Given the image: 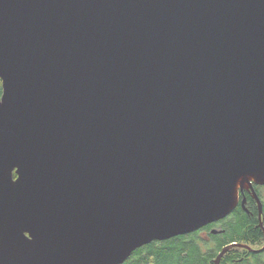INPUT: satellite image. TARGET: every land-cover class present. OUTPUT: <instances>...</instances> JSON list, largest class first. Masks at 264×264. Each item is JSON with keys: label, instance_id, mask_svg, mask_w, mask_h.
Here are the masks:
<instances>
[{"label": "water", "instance_id": "obj_1", "mask_svg": "<svg viewBox=\"0 0 264 264\" xmlns=\"http://www.w3.org/2000/svg\"><path fill=\"white\" fill-rule=\"evenodd\" d=\"M254 185L264 0H0V264H124L244 191L264 236Z\"/></svg>", "mask_w": 264, "mask_h": 264}, {"label": "trees", "instance_id": "obj_2", "mask_svg": "<svg viewBox=\"0 0 264 264\" xmlns=\"http://www.w3.org/2000/svg\"><path fill=\"white\" fill-rule=\"evenodd\" d=\"M262 189L264 188L255 190L264 200ZM254 203L248 199L244 208L238 205L217 224L225 231L224 234H210L209 230L214 225H209L188 235L152 242L134 251L124 264H214L217 254L229 244L238 243L252 249L259 248L263 244V233L258 227V210ZM262 222L264 226V201ZM247 256V251L232 248L222 257L220 264H264V250L261 254L253 255L252 262L247 261Z\"/></svg>", "mask_w": 264, "mask_h": 264}, {"label": "flooded vegetation", "instance_id": "obj_3", "mask_svg": "<svg viewBox=\"0 0 264 264\" xmlns=\"http://www.w3.org/2000/svg\"><path fill=\"white\" fill-rule=\"evenodd\" d=\"M257 185H254V188L256 189V190H260L261 188H264L263 186H259V187H261V188H259V187H256ZM262 190H264V189H262ZM259 196V198L261 199V201L263 202L264 200H263V197L261 196V195H258ZM243 198H245V202L248 200V199H251V200H253L252 199V196H251V194H250V192L249 191H244V193H243V195H239V206H240V202H241V200L243 199ZM254 201V200H253ZM255 202V201H254ZM255 204V206L257 207V204H256V202L254 203ZM257 219H258V213H257ZM221 221H219V222H217V223H214V224H211V225H214V226H212L211 228H210V230H212V229H214L215 227H218V228H220V226L219 225H217L218 223H220ZM223 222V221H222ZM209 225H207V226H205L204 228H206V227H208ZM216 229V228H215ZM210 230H209V232H210ZM219 230V232H220V234L219 235H221V234H224L225 233V231L224 230H222L221 228L220 229H218ZM262 231V230H261ZM263 233V232H262ZM218 235V234H217ZM263 244H264V236H263ZM263 244L261 245V247H259V248H254V249H252V250H254V251H257V250H259V249H261L262 247H263ZM243 250H245V249H243ZM245 251H247V250H245ZM248 252V256H247V261H250V262H252V257H253V255H256V254H261L263 251H261V252H259V253H253V252H250V251H247Z\"/></svg>", "mask_w": 264, "mask_h": 264}, {"label": "rangeland", "instance_id": "obj_4", "mask_svg": "<svg viewBox=\"0 0 264 264\" xmlns=\"http://www.w3.org/2000/svg\"><path fill=\"white\" fill-rule=\"evenodd\" d=\"M263 192H264V190L261 191V193H263ZM215 228H216L217 230L220 229V228H218V227H215Z\"/></svg>", "mask_w": 264, "mask_h": 264}]
</instances>
